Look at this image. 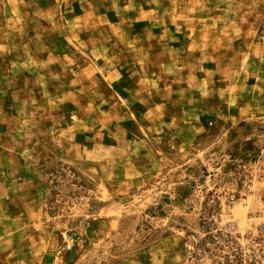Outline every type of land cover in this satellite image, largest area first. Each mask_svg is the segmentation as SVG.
Instances as JSON below:
<instances>
[{"label":"rangeland","instance_id":"obj_1","mask_svg":"<svg viewBox=\"0 0 264 264\" xmlns=\"http://www.w3.org/2000/svg\"><path fill=\"white\" fill-rule=\"evenodd\" d=\"M8 12L39 38L0 54V264H264V0Z\"/></svg>","mask_w":264,"mask_h":264},{"label":"crops","instance_id":"obj_2","mask_svg":"<svg viewBox=\"0 0 264 264\" xmlns=\"http://www.w3.org/2000/svg\"><path fill=\"white\" fill-rule=\"evenodd\" d=\"M4 5H9V4H5L3 3ZM239 14H235L234 17H235V20L237 21L239 18L238 16ZM204 17V15H202L201 13H199L198 17L195 19V20H202ZM0 22L2 23L1 27H0V54H5L7 56H9V60H11V67H14L15 65L21 67L22 65H26L29 64L32 60V56L30 55V51H27L26 50V45L24 47H21L20 45H15V42L17 41V37H24V41H29L28 42V47H32V45H36L37 40H34V44H31V41L32 39H34L35 37H37L38 35L36 33H34V30L31 29V23H28L30 22L31 20L28 19V18H25L23 17L22 15L20 17H17L15 14H13L12 12H8L5 16L3 17H0ZM30 20V21H28ZM193 20L189 15L186 16L185 18V24H184V33L186 35H194V36H202L203 35V29L198 27L197 25H194L193 23H190L188 22ZM19 32V34H18ZM162 32H165L167 33L169 36L172 35V30H162ZM69 34V37H68V41H71L72 44L76 47V46H80L78 44V41H77V38H76V35H77V31H74L73 30H68L67 32ZM39 38V37H37ZM57 40H59V43H63L64 40H62L60 37H57ZM90 43V42H89ZM196 45L194 48L195 50H198L199 52H202L203 51V46H202V42L200 40H197L195 41ZM90 46V44H87V47ZM86 47V46H84ZM61 48H63V46L61 45ZM64 50L61 49V52H63ZM72 51V50H71ZM57 52V51H56ZM22 59V60H21ZM13 60V61H12ZM23 61V62H22ZM21 65V66H20ZM114 68V67H112ZM43 96V95H41ZM39 97L38 99L39 100H45V98L43 97ZM45 97H47L45 95ZM35 99V98H34ZM54 100V99H53ZM32 110V109H31ZM41 110V109H40ZM55 113L56 115L54 116V118H56L57 122L60 123V125H64V123H68L67 120H65V114H63L61 112V110H56L55 109ZM41 114H45L47 112V110H45V113L44 111H40ZM72 112L74 113V109H72ZM71 112V113H72ZM29 116H31L29 114ZM67 116V115H66ZM69 116H75V115H69ZM45 118H49L50 115H45L44 116ZM31 122L34 121V116L32 115L31 116ZM34 123V122H32ZM78 127V126H77ZM141 145V144H140ZM141 152V155H142V151ZM140 154V153H139ZM14 176V175H13ZM12 177V176H11ZM8 192L6 193V196L8 195H11V193H14V195H17V193L15 191V189H13L12 187L8 188L7 190ZM19 191V190H18ZM9 215L8 217L11 219V220H14L16 219V215L15 214H10V212L8 211Z\"/></svg>","mask_w":264,"mask_h":264},{"label":"built area","instance_id":"obj_3","mask_svg":"<svg viewBox=\"0 0 264 264\" xmlns=\"http://www.w3.org/2000/svg\"><path fill=\"white\" fill-rule=\"evenodd\" d=\"M68 175H72V173L69 172ZM227 224H229V221L227 222ZM229 227H230V226H229ZM220 228H221V227H218V228H216V229L213 230V234H212V236H213L214 238H218V237H219V234L222 235V234L220 233L221 231H219ZM222 236H224V237H228V234H223ZM73 243H74V239H73V237H71V236L67 237V238L65 239V243H64V244H65V248H68V249L72 248V247H73Z\"/></svg>","mask_w":264,"mask_h":264}]
</instances>
